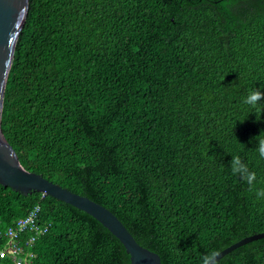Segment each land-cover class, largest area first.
Instances as JSON below:
<instances>
[{"label": "trees", "instance_id": "obj_1", "mask_svg": "<svg viewBox=\"0 0 264 264\" xmlns=\"http://www.w3.org/2000/svg\"><path fill=\"white\" fill-rule=\"evenodd\" d=\"M252 91L264 0H28L0 130L26 171L110 211L161 264H205L264 233ZM35 205L52 228L32 264H129L97 221L37 192L0 185V232ZM214 264H264V238Z\"/></svg>", "mask_w": 264, "mask_h": 264}, {"label": "water", "instance_id": "obj_2", "mask_svg": "<svg viewBox=\"0 0 264 264\" xmlns=\"http://www.w3.org/2000/svg\"><path fill=\"white\" fill-rule=\"evenodd\" d=\"M28 0H0V116L5 82L10 68L16 40L26 16ZM0 185L26 196L32 192L54 198L76 208L105 228L114 236L129 256V264H161L159 256L140 246L123 224L107 209L54 184L41 175L26 171L0 130ZM264 233L242 238L214 255L205 264H214L231 251L253 241L263 239Z\"/></svg>", "mask_w": 264, "mask_h": 264}, {"label": "built area", "instance_id": "obj_3", "mask_svg": "<svg viewBox=\"0 0 264 264\" xmlns=\"http://www.w3.org/2000/svg\"><path fill=\"white\" fill-rule=\"evenodd\" d=\"M51 228L52 224L43 217L40 205L33 206L0 232V238L3 239L0 260L9 258L13 264H32L35 244Z\"/></svg>", "mask_w": 264, "mask_h": 264}, {"label": "clouds", "instance_id": "obj_4", "mask_svg": "<svg viewBox=\"0 0 264 264\" xmlns=\"http://www.w3.org/2000/svg\"><path fill=\"white\" fill-rule=\"evenodd\" d=\"M264 101V92L252 91L246 98L245 103L256 106L259 102ZM258 152L261 158H264V140L258 142ZM233 170L251 185L255 179V173L252 172L241 160L235 159L232 163ZM258 198H264V189L256 192ZM214 255L210 253L209 256ZM205 257L204 259H207Z\"/></svg>", "mask_w": 264, "mask_h": 264}]
</instances>
